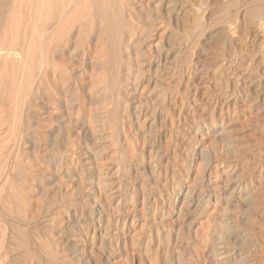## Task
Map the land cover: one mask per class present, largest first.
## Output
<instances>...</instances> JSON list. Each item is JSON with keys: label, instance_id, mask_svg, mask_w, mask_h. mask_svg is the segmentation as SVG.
Segmentation results:
<instances>
[{"label": "rangeland", "instance_id": "374dc122", "mask_svg": "<svg viewBox=\"0 0 264 264\" xmlns=\"http://www.w3.org/2000/svg\"><path fill=\"white\" fill-rule=\"evenodd\" d=\"M262 33L264 0H0V264H264Z\"/></svg>", "mask_w": 264, "mask_h": 264}, {"label": "bare ground", "instance_id": "6f19581e", "mask_svg": "<svg viewBox=\"0 0 264 264\" xmlns=\"http://www.w3.org/2000/svg\"><path fill=\"white\" fill-rule=\"evenodd\" d=\"M20 1H21V0H20ZM19 3H20V2H19ZM261 21H262V20H261ZM250 23H251V22H250ZM254 23H255V22H254ZM256 23H257V22H256ZM260 23H261V22H260ZM252 25H253V24H252ZM254 25H255V24H254ZM249 26H250V25H249ZM257 26H259V25L257 24ZM259 27H260V26H259ZM261 27H262V25H261ZM262 28H263V27H262ZM249 30H250V29L247 30V33H248ZM256 30H257V27H256ZM259 30H261V28L258 29V31H259ZM253 31H254V30H252V32H253ZM258 31H257V32H258ZM258 33H259V32H258ZM242 34H243V33H242ZM262 34H263V36H264V33H262ZM262 34H260V35H262ZM228 35H229V34H228ZM231 35H232V34H231ZM252 35H253V34H252ZM252 35H251V36H252ZM255 35H256V34H255ZM246 36H248V35H246ZM256 36H257V35H256ZM248 37H249V36H248ZM248 37H247V38H248ZM260 37H261V36H260ZM263 40H264V39H263ZM263 40H262V41H263ZM226 42H227V41H226ZM245 74H246V73H245ZM240 75H241V74H240ZM242 75H243V74H242ZM241 78H242V77H241ZM246 80L248 81V79H246ZM246 80H245V81H246ZM235 82H236V81H235ZM251 82H252V81H251ZM248 83H249V82H248ZM236 84H237V82H236ZM241 84H242V82H241ZM243 84H244V83H243ZM238 85H239V84H238ZM250 85H251V84H250ZM243 87H244V86H243ZM246 88H247V87H246ZM244 89H245V88H244ZM242 90H243V89H242ZM259 91H261V90H259Z\"/></svg>", "mask_w": 264, "mask_h": 264}]
</instances>
